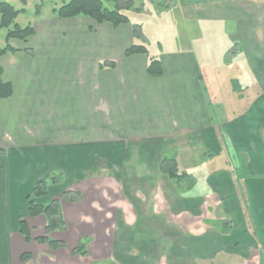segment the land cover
Masks as SVG:
<instances>
[{"label":"crops","instance_id":"crops-1","mask_svg":"<svg viewBox=\"0 0 264 264\" xmlns=\"http://www.w3.org/2000/svg\"><path fill=\"white\" fill-rule=\"evenodd\" d=\"M175 2L184 20L232 24L236 78L214 74L226 58L204 59L215 70L205 85L187 43L126 56L131 25L86 16L56 17L46 38L18 46L32 55L0 58L13 86L0 99V264H76L71 250L85 236L105 264H264V0ZM149 56L159 58L161 76L147 74ZM105 60L115 66L100 68ZM165 153L193 177L192 188L179 190L160 171ZM55 171L63 188L33 200L79 190L81 200L60 205L64 215L76 207L83 232L75 241L52 236L64 250L34 242L19 252L15 245L27 243L19 219L31 233L46 225L29 216L27 196Z\"/></svg>","mask_w":264,"mask_h":264},{"label":"rangeland","instance_id":"rangeland-1","mask_svg":"<svg viewBox=\"0 0 264 264\" xmlns=\"http://www.w3.org/2000/svg\"><path fill=\"white\" fill-rule=\"evenodd\" d=\"M2 1H6L10 3L15 9L18 10L23 9V11H21L17 16V18L15 19V22L22 27L27 25H31L32 27H34L36 30V35L31 38V43H37L41 39L46 38V35H44V33H46L44 32V28L48 27V24L50 21H52V19H56V16L53 13V9L60 7L62 4L68 2L69 0H2ZM103 3L104 6L106 7L109 8L113 7V3L108 0H103ZM38 7L40 9L39 13H37ZM123 12L128 16L130 25L138 24L141 27L142 35L140 37H136V38L134 37L132 43H138V44L142 43L146 45L148 49V53L150 55H158L161 51L170 49L172 44H175L176 46H181L187 43L191 45V47L188 48L191 51L195 52V54L199 58V61L203 62L202 67L204 69L203 73L205 74L203 82L205 83V85L207 84L208 87L210 86V82L208 79L209 75H207V72L215 71L213 68H211L213 67L211 66V64L217 62V60L221 61L224 58H226L227 61L224 60L223 64L220 65L216 63L215 66H217L219 70L217 73L214 72V74L219 77L218 79L219 81L225 80L226 75L229 77L236 78L235 76V74H237V71H235L236 66L234 64V61H232L234 54L231 53L232 47L235 46H233V44H230L228 41H226L228 40L229 34L232 33L231 23H227V22L220 23L219 21H212V20L203 21L197 19L184 20L176 9L175 0H134L133 7H131L130 9L123 10ZM58 23L62 24L63 22L62 20L58 19ZM57 25L59 26V24ZM7 31H8L7 28L0 29V46L6 45ZM8 43L14 47H18L21 45V42L18 40H10ZM200 43H202V45L198 46ZM222 43H225V45L222 46ZM235 55H237V53ZM204 59L211 64L206 65L203 61ZM71 98L73 99L72 100L73 105H75V100L72 94H70L69 100H71ZM215 160L216 162H218V157H216ZM228 161L234 163V160H232L231 157H228ZM51 174L57 176L62 175L61 180L65 178V177L63 178V174L60 173L59 171H55ZM51 174L48 176H51ZM189 176L193 178L191 175ZM64 183H61L60 185H56L55 187L63 188ZM52 186L53 185H50L49 187ZM49 187L47 191L49 195L52 194L51 196H53L54 191H52V189H50ZM181 188L182 187H180V189ZM70 189L72 188L70 187ZM61 200L64 201V199H60V202ZM78 207L80 208V206ZM61 210H62L63 219L66 224L65 229L53 230L52 232H50L49 236L51 238L52 236L54 237L58 236L59 238H61L60 236L65 235L66 237H68V241L70 240L75 241L76 237H78V235L81 236L83 232V228H82L83 225H80L79 223L81 222H79V220L75 219L74 217L76 207L75 206L66 207V215H64L65 211L63 210V206ZM40 220L41 219H36L34 223ZM85 227L86 224L84 226V230H88V228ZM36 230H37L36 228L33 229V233H31L33 235L32 237H35L38 234H39L38 236H40V234L41 235L44 234V231L41 232L40 230L39 232ZM87 238L88 237L86 236L78 238L77 244L79 240L85 242L86 245L85 249L87 250V255L85 256L79 255L81 257L79 258V261L77 260L78 262L76 264H86V263L105 264L101 262L100 258L97 257V255L93 251H91V253L89 254L88 248H93L94 242L88 240ZM33 243L34 240L31 244L27 245L28 248H26V244L28 243H24V242L21 243L22 245L16 244L15 247L17 251L19 250V252H21L22 250L33 247L34 245ZM65 247L64 248L62 247L60 249L64 250ZM82 257H85L86 260ZM22 263L24 264L25 262L19 261V264Z\"/></svg>","mask_w":264,"mask_h":264},{"label":"trees","instance_id":"trees-1","mask_svg":"<svg viewBox=\"0 0 264 264\" xmlns=\"http://www.w3.org/2000/svg\"><path fill=\"white\" fill-rule=\"evenodd\" d=\"M113 3V7L109 8L104 6L103 0H69L58 8L53 9V13L58 19H67L77 16H86L92 19L95 23H109L113 27H118L122 24H129L128 16L123 10L133 7L134 0H108ZM23 9H15L10 3L0 0V29L7 28L6 45L0 46V58L10 52L24 51L29 55L33 54L32 48H18L11 46L8 42L10 40H18L20 42H27L32 36L36 34V30L31 25L20 26L15 22V19ZM40 12L39 7L37 13ZM132 36L140 37L142 35L141 27L138 24L131 25ZM133 54H148L147 46L144 44L133 43L126 50L125 55L131 56ZM106 66L114 67L113 61H101L99 67ZM146 72L149 76L159 77L163 73V67L159 58L149 56ZM3 69L0 64V99L8 98L13 94V86L10 82H5L2 79ZM160 171L165 174L179 190L184 191L193 187L195 180L191 178L186 172L182 171L177 164L175 155L163 154L159 165ZM62 175L47 176L44 179L38 180L32 188V192L27 196L28 199V214L30 217L43 215L46 219L44 227V234L32 237L31 229L25 219H19L18 231L24 238L25 242L34 240L36 243H46L50 249H58L64 247L63 241L51 238L50 232L53 230H64L65 221L63 219L60 199L69 202H77L81 200L82 195L79 191L74 189H65L62 191L58 198L51 199L48 203L35 202L33 199L36 197L45 196L50 185L60 183ZM180 187H182L180 189ZM85 242L79 240L77 246L71 250L72 255H87L85 249ZM28 253L21 255V260L25 261L29 258ZM115 264V263H111Z\"/></svg>","mask_w":264,"mask_h":264}]
</instances>
